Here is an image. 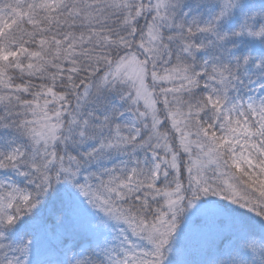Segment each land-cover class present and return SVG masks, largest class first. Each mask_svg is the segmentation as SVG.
Masks as SVG:
<instances>
[{
    "label": "snow or ice",
    "instance_id": "snow-or-ice-1",
    "mask_svg": "<svg viewBox=\"0 0 264 264\" xmlns=\"http://www.w3.org/2000/svg\"><path fill=\"white\" fill-rule=\"evenodd\" d=\"M0 264H264V0H0Z\"/></svg>",
    "mask_w": 264,
    "mask_h": 264
}]
</instances>
